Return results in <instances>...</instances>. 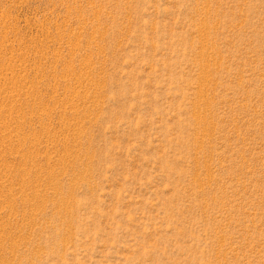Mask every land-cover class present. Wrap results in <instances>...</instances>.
<instances>
[{
    "label": "rangeland",
    "instance_id": "obj_1",
    "mask_svg": "<svg viewBox=\"0 0 264 264\" xmlns=\"http://www.w3.org/2000/svg\"><path fill=\"white\" fill-rule=\"evenodd\" d=\"M0 264H264V0H0Z\"/></svg>",
    "mask_w": 264,
    "mask_h": 264
}]
</instances>
